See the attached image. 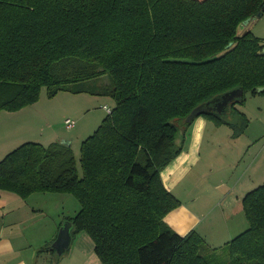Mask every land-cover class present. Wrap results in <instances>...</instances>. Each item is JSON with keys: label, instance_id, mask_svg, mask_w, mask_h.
Returning a JSON list of instances; mask_svg holds the SVG:
<instances>
[{"label": "trees", "instance_id": "obj_1", "mask_svg": "<svg viewBox=\"0 0 264 264\" xmlns=\"http://www.w3.org/2000/svg\"><path fill=\"white\" fill-rule=\"evenodd\" d=\"M259 13L264 0H0V116L37 103L44 88L116 102L80 159L62 143L9 153L0 191L76 197L81 210L64 223L93 239L102 264H264V184L244 198L249 229L213 248L166 223L181 201L162 178L196 119L235 139L249 128L237 106L264 94V40L242 26ZM106 75L101 91L86 87ZM236 89L244 97L226 112L205 108Z\"/></svg>", "mask_w": 264, "mask_h": 264}, {"label": "crops", "instance_id": "obj_2", "mask_svg": "<svg viewBox=\"0 0 264 264\" xmlns=\"http://www.w3.org/2000/svg\"><path fill=\"white\" fill-rule=\"evenodd\" d=\"M262 17L253 19L244 31L264 40V26L256 31ZM246 108L238 109L249 118L250 108ZM258 111L264 124L263 107ZM250 126L235 139L229 126H217L200 117L184 134L182 153L162 172L166 188L181 201L165 221L181 236L195 230L211 247L221 248L245 232L244 198L264 178V151L257 146L259 137L249 132ZM29 130L21 129L18 138H26ZM182 141L179 139V145ZM49 194L22 199L0 191V264H102L86 233L73 238L62 256L56 250L39 252L47 245L53 247L65 220L73 218H51L48 203L57 196Z\"/></svg>", "mask_w": 264, "mask_h": 264}, {"label": "rangeland", "instance_id": "obj_3", "mask_svg": "<svg viewBox=\"0 0 264 264\" xmlns=\"http://www.w3.org/2000/svg\"><path fill=\"white\" fill-rule=\"evenodd\" d=\"M263 26L264 21L257 26L256 31H261L260 29ZM242 27L246 28L244 25ZM262 31L261 33L263 34L264 32ZM109 84L110 77L106 75L100 79L91 80L85 85L90 91L94 92L97 90L101 91L103 87ZM263 96L264 94L257 98L256 96L248 95L246 105L237 107L244 111L247 109L246 107L250 108L248 114L251 121L249 132L259 137L260 140L257 146L264 151V124L261 122L258 111L260 107L264 109ZM115 105L116 102L111 97L90 93L73 94L71 92H61L56 97L51 98L48 95V88H44L37 103L17 112H2L3 114L0 116V162L9 153L28 142L50 146L53 143L70 141L72 149L77 158L80 159L83 142L95 134L109 114L105 107L108 106L114 109ZM67 120L75 122L76 127L70 130L66 125ZM174 122L178 123L179 120ZM21 129H31L28 131L26 138H18V136H21L19 135ZM181 131L178 144L179 139L182 138L184 140V133ZM263 184L264 178L259 185ZM49 196H57L50 204L48 203V214L54 220L58 219L60 215L74 217L81 210V204L73 195L51 193ZM246 224L247 228L245 229L247 230L249 229L248 221H246ZM207 253L205 251L204 255Z\"/></svg>", "mask_w": 264, "mask_h": 264}, {"label": "water", "instance_id": "obj_4", "mask_svg": "<svg viewBox=\"0 0 264 264\" xmlns=\"http://www.w3.org/2000/svg\"><path fill=\"white\" fill-rule=\"evenodd\" d=\"M263 13H260L256 18H261ZM253 18V19H256ZM253 19H248L244 22V26L249 25V23ZM259 54H264V50ZM264 87L258 89V93H263ZM244 97V92L242 89H236L230 92L223 94L222 96L208 102L205 105L206 109H211L213 111H217L219 113H224L229 108V106L238 99H242ZM63 145L71 146L70 141H63ZM73 224L70 222H66L60 230L59 236L55 243L53 244V249L57 251L59 256L64 255L69 248L71 247L73 236H72Z\"/></svg>", "mask_w": 264, "mask_h": 264}, {"label": "built area", "instance_id": "obj_5", "mask_svg": "<svg viewBox=\"0 0 264 264\" xmlns=\"http://www.w3.org/2000/svg\"><path fill=\"white\" fill-rule=\"evenodd\" d=\"M105 110L108 112V113H111L112 112V109L109 108L108 106L105 107ZM67 127L71 130V129H74L76 127V123L75 122H72L71 120H67Z\"/></svg>", "mask_w": 264, "mask_h": 264}, {"label": "bare ground", "instance_id": "obj_6", "mask_svg": "<svg viewBox=\"0 0 264 264\" xmlns=\"http://www.w3.org/2000/svg\"><path fill=\"white\" fill-rule=\"evenodd\" d=\"M260 14V13H259Z\"/></svg>", "mask_w": 264, "mask_h": 264}]
</instances>
